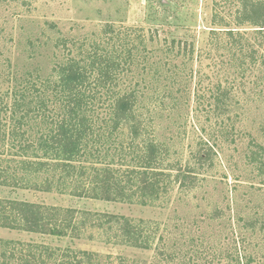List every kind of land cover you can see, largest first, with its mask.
Segmentation results:
<instances>
[{
	"label": "rangeland",
	"instance_id": "1",
	"mask_svg": "<svg viewBox=\"0 0 264 264\" xmlns=\"http://www.w3.org/2000/svg\"><path fill=\"white\" fill-rule=\"evenodd\" d=\"M236 2L0 0V174L16 171L22 180L0 186V200L127 218L152 237L144 249L116 244L117 224L108 231L87 223L74 238L72 231L57 237L0 227V264L21 256L38 262L42 247L58 250L47 264L60 262L66 250L98 254L99 264H236L237 254L243 264H264V37L256 34L259 27L236 25ZM228 31L246 37L244 61L225 48ZM75 69L86 73L87 86L109 84L111 93L94 91L92 118H103L112 93L144 89L145 101L157 100L155 91L168 94L156 107L146 104L154 110H143L142 119L152 121L136 139L162 149L168 177L160 199L144 206L137 197H75L56 190L51 166L38 167L53 165L54 155L40 152L41 135L33 124L25 127L33 120H20L21 110H29L21 104L37 93L29 86L45 91L42 86L63 84ZM218 85L229 95L217 108L209 90ZM200 91L206 99L197 103ZM39 96L54 100L51 91ZM94 130L105 142V131ZM119 134L115 145L124 144L129 161L130 136ZM46 184L51 191L34 189Z\"/></svg>",
	"mask_w": 264,
	"mask_h": 264
},
{
	"label": "trees",
	"instance_id": "2",
	"mask_svg": "<svg viewBox=\"0 0 264 264\" xmlns=\"http://www.w3.org/2000/svg\"><path fill=\"white\" fill-rule=\"evenodd\" d=\"M236 1L235 4H238L236 25L259 27L261 30L256 31V34L261 38L264 37V0ZM213 21L214 24L217 23L216 19ZM216 25L220 26L221 24ZM216 33V31L212 32L214 35ZM234 33L236 32H226V39L224 40L228 46L225 48L233 54L234 58L244 61L248 57L246 37L239 32ZM238 49H240L239 52H237ZM84 75L86 76V73L83 74L82 70H72L66 73L65 76L68 78L63 80V84L44 85L42 88L45 91L42 92L37 91L35 86H29L37 93L33 95L31 101L21 104V108L29 105V110L27 112L21 110L20 120L25 121L26 117L33 120L32 123L26 122L25 127L30 128L33 124L36 134L41 135L38 139L40 152L44 153L45 158L54 155L55 160L53 165L45 162L38 167L48 168L51 166V170L55 173L53 180L56 179V190L62 193L69 192L75 197L97 200L113 197L116 201H132L133 198L137 197L144 206L160 199L167 190L164 183L168 177L162 168L164 161L161 155L163 154L162 149L154 140H143L136 144V139H139L147 131V123L150 124L152 121L146 122L142 119L143 110H147L148 114L154 110V108L148 109L146 104L154 102L156 107L157 103H163L161 101H164L168 94L155 91L157 100L150 99L149 96L145 101L144 89L136 88L123 95L112 93L111 103L105 110L106 113L103 114V118L99 116L92 118V115L97 111L94 104L98 92L96 90H106L109 84L100 83L95 86H87L84 84L85 82L81 81ZM46 91L54 93V100L39 99V95ZM94 91H96V95ZM227 91L228 88L225 89L221 85H218L214 90H209V97L215 99L217 108L220 107L221 99L229 95ZM105 92L111 93V90ZM21 98L20 103L25 100V96L22 95ZM204 99L206 97L202 91L196 94L197 103ZM49 103L53 105V108H49ZM13 107L19 110L16 104ZM2 112L3 109L0 107V115ZM98 122L99 128H94L93 125ZM100 122H103L104 125L100 126ZM94 129L105 131L104 134L107 137L105 142L101 137L103 134ZM121 131H127L130 136L126 150H133V156L130 157L129 161L127 159L130 154L124 153V144L117 145L116 143L115 145V140ZM117 134L119 135L116 136ZM15 135L17 136L16 133ZM87 160L90 161V164L83 166L81 162L89 163L86 162ZM107 160L110 161L106 162ZM20 183L22 180L17 178L16 171L10 175L8 173L6 175L5 170L1 172L0 186L18 187ZM34 189L52 190L49 184L34 186ZM80 219L83 222L79 226L77 222ZM87 223L91 227L99 228L107 225L108 231H111L112 224H117L119 230L114 236L117 239L116 244L134 248H150L152 237L150 233L147 234V229L127 218L103 216L73 209H50L43 206H29L24 203L0 200V227L6 229H27L30 232L45 233L57 237H66L72 231L71 237L74 238L79 236V229L87 226ZM42 248L38 262H34L32 260L34 256L31 255L32 258L21 256L16 264H47L49 261H53L58 250ZM12 252L11 257L14 255ZM237 255L236 264H243L240 255ZM97 257L98 254L88 252H80L78 256L76 254L70 255L66 250L62 252V260L57 264H99ZM125 261L127 260L122 259V264Z\"/></svg>",
	"mask_w": 264,
	"mask_h": 264
}]
</instances>
